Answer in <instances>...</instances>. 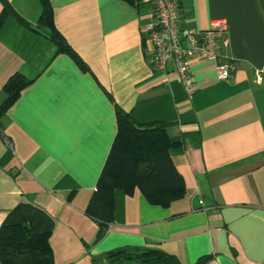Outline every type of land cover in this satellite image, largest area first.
Returning <instances> with one entry per match:
<instances>
[{
	"label": "crops",
	"instance_id": "1",
	"mask_svg": "<svg viewBox=\"0 0 264 264\" xmlns=\"http://www.w3.org/2000/svg\"><path fill=\"white\" fill-rule=\"evenodd\" d=\"M3 1L0 105L13 74L28 82L0 113V223L19 201L44 210L52 264H107L101 255L118 247L154 248L176 264H264V0H177L181 26L225 20L233 65L218 80L214 61L191 58L189 92L148 63L144 4L48 0L81 69L37 24V0ZM114 106L136 123L165 124L183 192L161 205L115 188L98 231L85 209L114 138Z\"/></svg>",
	"mask_w": 264,
	"mask_h": 264
},
{
	"label": "trees",
	"instance_id": "2",
	"mask_svg": "<svg viewBox=\"0 0 264 264\" xmlns=\"http://www.w3.org/2000/svg\"><path fill=\"white\" fill-rule=\"evenodd\" d=\"M1 1L0 22L8 10V5ZM37 1L40 5L37 24L46 29V36L55 45L56 52L68 54L79 68L85 69L84 63L54 27L48 0ZM124 1L139 5V0ZM27 82L17 73L6 81L3 86L6 98L0 105V113ZM114 116V138L85 209V213L96 221L98 231L105 229L112 219V191L115 188L129 193L136 187L148 201L161 205L180 197L183 192L181 176L168 157L171 143L165 124L136 123L117 106H114ZM52 227L53 220L44 210L26 201L16 203L0 223V264H52L47 243ZM101 256L107 264H176L172 256L154 248L118 247Z\"/></svg>",
	"mask_w": 264,
	"mask_h": 264
},
{
	"label": "built area",
	"instance_id": "3",
	"mask_svg": "<svg viewBox=\"0 0 264 264\" xmlns=\"http://www.w3.org/2000/svg\"><path fill=\"white\" fill-rule=\"evenodd\" d=\"M149 8L150 17L143 36L150 42L148 63L152 69L167 74L172 72L189 92L191 74L189 60L203 58L214 61L218 80L230 77L233 65L227 55L226 22L212 19L204 30L181 26L178 21L177 0H139Z\"/></svg>",
	"mask_w": 264,
	"mask_h": 264
}]
</instances>
